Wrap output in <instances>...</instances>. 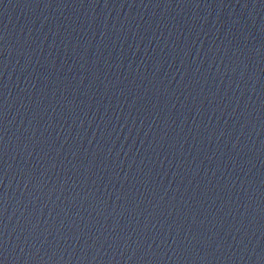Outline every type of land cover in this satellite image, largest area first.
Wrapping results in <instances>:
<instances>
[{
	"label": "water",
	"instance_id": "obj_1",
	"mask_svg": "<svg viewBox=\"0 0 264 264\" xmlns=\"http://www.w3.org/2000/svg\"><path fill=\"white\" fill-rule=\"evenodd\" d=\"M264 0H0V264H260Z\"/></svg>",
	"mask_w": 264,
	"mask_h": 264
}]
</instances>
